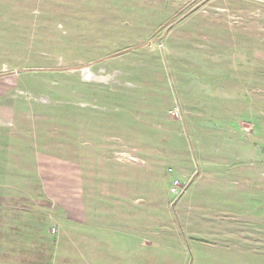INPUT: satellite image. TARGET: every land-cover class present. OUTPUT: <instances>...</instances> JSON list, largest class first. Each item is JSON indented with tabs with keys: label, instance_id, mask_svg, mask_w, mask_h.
Segmentation results:
<instances>
[{
	"label": "rangeland",
	"instance_id": "1",
	"mask_svg": "<svg viewBox=\"0 0 264 264\" xmlns=\"http://www.w3.org/2000/svg\"><path fill=\"white\" fill-rule=\"evenodd\" d=\"M2 104L0 264H264V0H0Z\"/></svg>",
	"mask_w": 264,
	"mask_h": 264
},
{
	"label": "built area",
	"instance_id": "2",
	"mask_svg": "<svg viewBox=\"0 0 264 264\" xmlns=\"http://www.w3.org/2000/svg\"><path fill=\"white\" fill-rule=\"evenodd\" d=\"M169 113H170V115L175 116V117L180 116V112L177 108L170 110ZM169 171L171 172L172 168H170ZM184 190H185V188H184V186H182L180 181L178 179H174L172 182V186H171V192L173 194H175L176 196H180L184 192Z\"/></svg>",
	"mask_w": 264,
	"mask_h": 264
},
{
	"label": "crops",
	"instance_id": "3",
	"mask_svg": "<svg viewBox=\"0 0 264 264\" xmlns=\"http://www.w3.org/2000/svg\"><path fill=\"white\" fill-rule=\"evenodd\" d=\"M8 109H11V111L13 113V107L12 106H9L7 104L0 105V124L6 123V120H7L6 113H7ZM53 264H59V260L55 257L53 258Z\"/></svg>",
	"mask_w": 264,
	"mask_h": 264
}]
</instances>
